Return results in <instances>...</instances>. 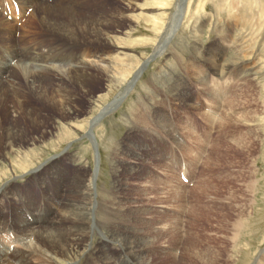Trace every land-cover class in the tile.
<instances>
[{"label": "rangeland", "instance_id": "obj_1", "mask_svg": "<svg viewBox=\"0 0 264 264\" xmlns=\"http://www.w3.org/2000/svg\"><path fill=\"white\" fill-rule=\"evenodd\" d=\"M52 1L56 0L48 2ZM159 3L166 5L160 6ZM63 4L73 5L74 11L72 10L71 14L78 21L105 13L107 5L121 6L125 9L133 7L124 17L116 19L115 24L107 25L113 31L110 33L111 38L119 39L111 45L106 44L102 47L104 54L110 55V59L115 64L119 62L115 60H120L125 63V68L129 71L122 76H115L118 80L116 79V85L111 87H108L106 78L96 76L98 72L93 71L91 77L87 76L86 83L93 86L91 93L87 95L73 87L72 93L79 92L76 101L82 113L72 119L60 118L58 113L55 115L58 125L66 128L63 138L74 133L75 129L72 127L76 126L74 121L84 122V129L87 130L88 126H91V120L98 116L101 108L117 97L123 96L122 101L95 124L94 132L91 131L89 135L84 136L83 132L79 131L78 134L76 133L77 139L75 137L70 140L71 142L63 141L58 145L56 140L59 132L55 129H52L53 134L48 133L44 138L37 133L38 130L32 129V131H26L32 135L31 143L22 145L15 143L11 148L3 149L5 154H2L0 158V172L4 171L8 176L0 182V186L8 182L14 185L13 188L17 191L12 196L15 197L19 192L22 197H18L16 201L12 200V203L8 204L9 207L4 208L3 220L6 221V229L2 234L13 231L20 237L16 229L17 219L21 217L22 220L28 221V216L33 218L34 212V218H36V213L51 211V209L47 210L49 206L52 209L59 207L55 206L50 199L53 198L54 202L59 201L60 193L66 196L65 189L72 184L69 182L70 179L74 181L73 177L84 172L92 173L98 168L96 201L105 202L109 199V206H111V201L115 205L119 203V200L128 199L129 203L136 208L148 203V206H144L146 213L142 216L143 220L150 222L148 214L155 212L156 215L152 214L154 218L158 219L157 222H161L160 224L168 225L166 230L170 232H172L171 225L174 221L171 219L174 215L172 212L177 211L183 214L181 226L185 230V238L173 235L171 239L165 240L166 244H169L165 248H171L173 251L177 247L175 252L178 264L182 263L184 253H186L188 264L190 263L189 251L184 248L191 243L190 241H194V236L191 234L195 231L198 234V238L195 239L199 240L203 247H209L207 250L213 249L215 252L217 249L219 255L214 264H250L254 254L264 249V0H59L57 7ZM16 10L14 15H5L9 21L16 19L15 14H19L18 7ZM163 10H168L165 11L166 15L172 13V17L181 16V24L165 54L149 59L153 55V47L159 44L162 35H159L160 31H153V25L145 22L144 18L157 16L159 12L164 13ZM69 11L65 13V16L70 13ZM51 16L58 20L63 19L60 14L58 16L51 14ZM0 17L3 18L1 15ZM19 22L21 21L17 19V23ZM159 22L167 26L169 21L164 19ZM4 28L10 31L20 29L19 37L25 32L21 24L19 26L11 23L0 25V29ZM30 30L44 31L35 18L29 22L26 32ZM0 34L6 38L4 33L0 32ZM31 34H28L26 38ZM155 40L157 41L154 42ZM75 46L73 53L79 58L89 57L91 55L89 51L101 48L96 44L87 45V48L80 40ZM221 47L228 48L229 52L225 55L226 51H221ZM234 47L240 50L241 54H239L240 59L234 58L233 61L235 64L241 61L242 63L231 73L227 72L229 74L221 76L218 73L219 69L216 67V70L214 65L220 64L221 61V64L228 61ZM233 57L236 56L233 55ZM121 62L116 65L120 66ZM61 63L65 65V61ZM140 66L143 69L126 93L129 83L136 76ZM245 66L250 69L249 72L239 75V70ZM16 68L14 70L17 72L18 67ZM201 80L205 85L200 82ZM177 91L185 93L189 100V102L186 101L187 104L175 98ZM215 91L222 92L221 96H217L221 105L224 104V98L235 93L233 102H237L238 107L244 112L243 117L230 121L222 116L223 110L221 112L217 108L214 109L213 106H217L211 104L208 98ZM38 105L43 110V106ZM134 112L142 116V119L146 117V122L138 121ZM214 112L223 117L224 124L220 126V131L216 130V122L210 126L212 118L208 114ZM132 142L133 144L146 142L150 148L145 149L148 152L153 150L154 153L149 152L151 156L148 159L136 161L140 174H123L121 172L123 167L120 165L125 161L121 157V152L124 154L125 149L130 147ZM195 144L206 146L204 149L201 147V152H197L199 155L195 161L196 165L192 168L194 175L186 178L181 174V164H185L186 159L190 157L194 160L190 152ZM212 145L214 146L211 147ZM63 149H67L79 159V163L57 158L61 184H57L52 177L55 160L44 167L46 170L37 179L32 177L31 171L34 166L41 165ZM18 150L25 153L19 156ZM32 150L35 154L30 156L29 151ZM8 156L12 158L13 163ZM20 158L21 162L31 163V165L20 169L18 163L14 164V161ZM124 159L134 161L129 156H125ZM183 178L187 181H183ZM198 179H200L199 186L191 190ZM179 181L183 183V186L178 184ZM61 189H63L62 192ZM176 190L181 193V196L176 200L170 199L174 197ZM47 199L50 200L51 205ZM6 203L7 200H4L3 204L6 205ZM177 204H180L178 208L175 207ZM11 205L14 207L12 208ZM189 205L193 207V212L188 211ZM242 209L246 212L240 216V213H244L240 212ZM151 214L149 217H152ZM53 216H58L59 223L64 222V215L58 209H54L48 221ZM238 217L243 219L244 232L239 234L240 237L233 248L234 243L231 245L228 241L230 236L228 229L239 220ZM189 218L194 219L193 222L190 219L189 223ZM10 221L15 226L10 224ZM133 225L137 226V223L133 222ZM138 225L143 227L142 224ZM146 230L147 232L144 231L146 237L154 242L160 240L158 245H155L156 249L162 246L159 229L154 228L153 224ZM188 232L190 235L186 236ZM61 234L63 236L58 238L63 241L65 237L63 233ZM84 239L88 240L87 237ZM92 240L98 242L99 238L94 235L90 242ZM6 245L10 244L6 243ZM23 245L24 243L19 239V247L15 249L17 258L12 260L14 264H24L34 257L30 250L23 249ZM10 246L13 247V243ZM239 246L242 249L240 253H231ZM153 248L148 251L154 255L156 252ZM90 256L87 255L84 260L86 261ZM88 261L109 264L103 254L101 258L93 256ZM154 261L155 264H162L160 259H154ZM26 264L35 263L28 261Z\"/></svg>", "mask_w": 264, "mask_h": 264}, {"label": "bare ground", "instance_id": "obj_2", "mask_svg": "<svg viewBox=\"0 0 264 264\" xmlns=\"http://www.w3.org/2000/svg\"><path fill=\"white\" fill-rule=\"evenodd\" d=\"M48 1L49 0H0V15L3 16V18L0 17V25H9V23H11L12 25L14 24L19 26L21 24V28L25 31L23 35L19 37L21 33V31H19L20 29H17L16 31H10L6 28L0 29V32L6 35L5 38L0 34V158L2 154H5L3 149L6 150V148H11L13 145H15V143H18L19 145L31 143L30 137L32 135L26 133L27 130H38L37 133H40L42 138H44L48 133H52V131H54L52 129H55L59 132L56 140L58 145H60L63 141L71 142L70 140L74 139L79 131L83 132L84 136L89 135L91 131L94 132L93 128L95 124L101 118L108 115V113H110L109 111L122 101L121 98L123 96H120L108 103L107 106L101 108V110L98 112V116H95L91 120V126L87 125L89 127L87 130L84 129V122L76 123L73 120L74 124L76 125L72 126L75 129L74 133L71 132V135L67 136L65 139L63 138V132L66 131V128L63 125H58L55 115L58 113L57 115L60 118L63 117L65 119H72L77 118V115L82 113L79 107L80 105L76 100L79 96V92H82L86 95L91 93L93 86L86 83L88 80L87 76L91 77L92 72L96 71L98 72L96 76H99L100 78H106L107 82L109 83L108 87H111L116 85L115 81L117 77L115 76H122V74H126L129 71V69L125 68V63H122L120 60H115L122 63L120 66H117L116 64L119 62L115 64V62L110 59V55L104 54L102 47L106 44L111 45L112 43L117 42L116 39H119L111 38L110 33L113 31L108 28L107 25L109 23L115 24L116 19H121L124 17L126 12L129 10L131 11L133 7L130 6L131 8L129 7L128 9H125L121 6L107 5L105 13H99L97 16L90 17L86 20L79 19L78 21L77 18L71 14V11H74L73 5L68 6L63 4L62 6L57 7L59 0H56L57 2ZM165 5L164 3L160 4V6ZM17 7L19 14H15V20L9 21L5 15H14V13L17 12ZM68 10H70V13H67L65 16V13ZM165 11L164 13L159 12L157 16H146L144 18L145 22L153 25V31H160L159 35H162L161 40H159V44H154L155 46L153 47V55L149 57V59H153V57L157 55L165 54L170 43L175 38V32L178 30V27L181 24V16L177 15V17H172V13L166 15ZM51 14L55 16L60 14L63 16V19L58 20L56 17L51 16ZM33 18L39 21V24L43 27V32H38L35 30H30L28 33L26 32V28H28L29 22ZM17 19H19L21 22L17 23ZM164 19L165 21L166 19L169 21L167 26L162 22ZM28 34L31 35L26 38ZM78 40L83 42L87 48V45L91 46L92 44H96L97 46L99 45L101 48H96L89 51L91 52L89 57L83 56L82 58H79L73 53ZM156 41L157 40L154 42ZM222 47L221 51H226V55L227 52H229L227 50L228 48ZM64 52H66V54ZM231 52L232 55H230L228 61L223 64H221V61L220 64L214 65L215 69L216 67L219 69L218 73L221 76L231 73V71H233L236 66L241 65L242 63L241 61L239 64H235L233 61L234 58H236V60L240 59V50L235 49L234 47ZM233 55L236 57H233ZM11 60L14 63H11ZM61 61H65V65H63ZM142 66L139 67L140 69L138 70L137 74H135L136 76L129 83L126 93L129 91V89H131L134 79L138 77L139 72L143 69ZM16 67H18L17 72L14 70ZM249 70L250 69L245 66L242 68V70H239V75H245L249 72ZM235 79L236 77L234 80ZM200 82L205 85L202 80ZM73 87L78 89L79 92L77 94L72 93ZM204 89L203 95L205 94ZM230 89H232V87ZM184 94L185 93L182 91H177L175 98L180 100L183 104H187L189 100ZM234 94L231 93L227 98H224L223 105H221L220 100L217 99V96L222 95L221 91H215L213 94H210V98H208V101L211 104L217 106H213V108H217V110L221 112L223 110L222 116L228 118L230 121H234L238 117L242 118L244 114V112H242V110L236 104L237 102H233L235 99ZM38 104L43 106V110H46V113H44ZM134 115H136V112H134ZM208 115L210 118H212L210 126L212 123L214 125L216 122V130L220 131V126L224 124L223 117H221L220 114H216L215 112L209 113ZM216 115H218V117H216ZM136 116L138 121L146 122V117H143V120L142 116ZM133 121L135 120L133 119ZM75 139H77V137ZM212 143H214V141H212ZM130 145V147L125 149L126 151L124 154L121 152V157H123V161H125V163L123 162L120 165V167H123L121 172L123 174H140L136 161H139L143 158L144 160L148 159V157L151 156L149 152L152 154L154 152L153 150H149V152L146 150L150 148V145H148L146 142L134 144L132 142ZM205 146H198L195 144V146L193 145V150L190 149L192 151L190 154L194 160H192L190 157V160L186 159L185 164H181V172L186 175V177L191 178L194 175L192 173V168H194L196 165L195 161L199 155L197 152H201ZM213 146L214 145L211 147ZM143 150L144 152H142ZM18 151L20 152L19 154ZM18 151L17 154L19 156L21 153H25L20 150ZM33 152L35 151H29V155L32 156V154H35ZM125 156L133 158L135 162L124 159ZM57 158L62 160L66 159L68 161L71 160L72 163H79V159L75 158V156L68 152L67 149H63L62 152L56 153L54 156L49 157L48 160L42 162L41 165L38 164L37 166H34L31 171L32 177L37 179V177L41 175L44 170H46L44 167H47L50 161L55 160L52 177L55 179L57 184H61L60 170L59 166H57L58 163H56ZM8 159H10L11 163H13V160L10 156H8ZM21 161V158L18 161H14V164H19L20 169L31 165V163L28 164ZM98 174V168H96V170L92 173L84 172L73 177L74 181H70V179L69 182L72 184H70L65 189L67 193L65 194L66 196H64L63 193H60L61 197L59 198V201L54 202L53 198L50 199L55 206L59 207H54L52 209V207L49 206L47 210L51 209V211L48 213H36V218H34V212V219L31 216H28V221L24 219L22 220L21 217L19 220L17 219L16 229L18 230L20 237H18L13 231L2 234L4 229H6V221L3 220L4 208H8V204L12 203V200L16 201L22 197L19 192V194L17 193L16 196L13 197L12 194L17 192L13 188L14 185L4 182L0 186V264H14L12 260L17 258L15 249L16 247H19V239L24 243L23 249L30 250L33 253V259L28 261H32L35 264H98V262L95 263L88 260H90L93 256H99L101 258L102 254L109 264H155L154 259H160L162 264H178V259L175 252L177 247H175L173 251L171 248L169 249L165 247L169 245L166 244L167 238L171 239L173 235L180 238H185V230L181 226L183 223L181 222L183 221V214L177 211L172 212L174 215L171 217V219L174 221L171 225L172 232H170L166 230L169 227L168 225L157 222L158 219L156 220L154 218V215L157 214L155 212H152V214L155 213L154 215L151 213L148 214V220L151 219L150 222L143 220L142 216L146 213L144 206H148V203L144 204V206L136 208L129 203L128 199L119 200V203L115 205L111 201V206H109V199L108 201L105 200V202L103 200L102 202L96 201V193H98V191L95 193V190L97 188ZM3 176L5 177L2 178ZM7 176L8 174H6L4 171L0 172V178H2L0 179V182L4 181ZM199 182L200 179L195 182L191 190H195L196 186H199ZM178 184L183 186L181 181H179ZM152 188H154V186ZM63 189H61V192ZM154 192L156 191L154 190ZM180 196L181 193L177 191L173 198H170L169 196L168 197L170 199L176 200V198ZM46 197H48V195H46ZM4 200H7L6 205L3 204ZM50 200L47 199L48 203H50ZM179 205L180 204H177L175 207L178 208ZM11 206L12 208L14 207L13 205ZM54 209H58L60 213L62 212L64 215V222L59 223L57 221L58 216H53L52 219L48 221L51 217V214H53ZM192 209L193 207L189 205L188 211L193 212ZM240 212H244L242 214L240 213V216H242L246 211L242 209ZM150 214L152 217H149ZM190 219L191 218H189L188 221ZM193 220L194 219H191L192 222ZM133 222H136L137 226L133 225ZM242 222L243 219L241 217L238 221L234 222L230 229H228L230 235L228 237V241H230L231 245L234 243L233 248L240 237L239 234L244 232L242 230ZM9 223L15 226V224H13L14 220L13 223L11 221ZM138 224H142L143 227H140ZM153 224L154 228L159 229V237L162 238V244H160L162 246H160L158 249H156L157 246L155 245H158L160 240L154 242L144 234V231L147 232L146 229L150 228V226ZM61 233H63L65 237L63 241L59 240L58 238V236H63ZM94 235L98 236V242H94L93 240L90 242V239H92ZM188 235H190V232L186 234V236ZM191 235L194 236V241H190L191 243L184 248L189 251V264H199L204 262L206 264L216 263L219 255L217 249L216 253L215 250L213 251V249L207 250L209 247H203L204 245L202 246V243H199V240L195 239L196 237L198 238L196 231ZM84 237H87L88 240H85ZM26 239L28 240L26 241ZM92 242H94V244ZM6 243H9L10 245L13 243V247L6 245ZM152 248L156 252L154 255L150 254L148 251ZM235 250L236 251L232 250L231 253H240L242 251L240 246ZM263 250L264 249L254 254L250 264H264ZM182 252L184 253V250ZM87 255L91 256L86 260L88 262L85 263L86 261L84 259ZM222 258H224V256ZM28 261L24 262V264H26ZM181 262V264H188L186 260V253L183 254Z\"/></svg>", "mask_w": 264, "mask_h": 264}]
</instances>
